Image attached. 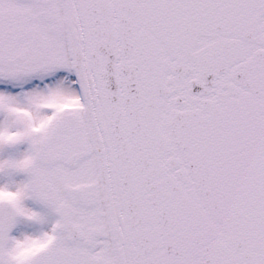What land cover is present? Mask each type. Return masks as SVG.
<instances>
[{
	"label": "snow or ice",
	"instance_id": "snow-or-ice-1",
	"mask_svg": "<svg viewBox=\"0 0 264 264\" xmlns=\"http://www.w3.org/2000/svg\"><path fill=\"white\" fill-rule=\"evenodd\" d=\"M0 264H264V0H0Z\"/></svg>",
	"mask_w": 264,
	"mask_h": 264
}]
</instances>
